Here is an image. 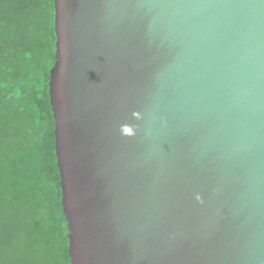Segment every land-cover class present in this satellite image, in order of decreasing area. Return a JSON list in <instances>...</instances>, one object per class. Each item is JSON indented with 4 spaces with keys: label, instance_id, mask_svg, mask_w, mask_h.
Here are the masks:
<instances>
[{
    "label": "water",
    "instance_id": "obj_1",
    "mask_svg": "<svg viewBox=\"0 0 264 264\" xmlns=\"http://www.w3.org/2000/svg\"><path fill=\"white\" fill-rule=\"evenodd\" d=\"M72 264H264V0H55Z\"/></svg>",
    "mask_w": 264,
    "mask_h": 264
},
{
    "label": "trees",
    "instance_id": "obj_2",
    "mask_svg": "<svg viewBox=\"0 0 264 264\" xmlns=\"http://www.w3.org/2000/svg\"><path fill=\"white\" fill-rule=\"evenodd\" d=\"M55 0H0V230L16 217L27 264H72L50 72Z\"/></svg>",
    "mask_w": 264,
    "mask_h": 264
},
{
    "label": "rangeland",
    "instance_id": "obj_3",
    "mask_svg": "<svg viewBox=\"0 0 264 264\" xmlns=\"http://www.w3.org/2000/svg\"><path fill=\"white\" fill-rule=\"evenodd\" d=\"M8 220L9 226H1L0 230V264H27L24 263L25 254L29 253V245L21 234V223Z\"/></svg>",
    "mask_w": 264,
    "mask_h": 264
}]
</instances>
